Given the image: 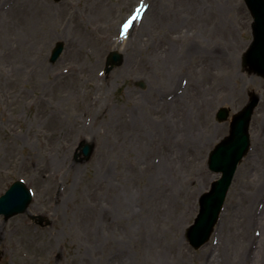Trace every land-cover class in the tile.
Returning a JSON list of instances; mask_svg holds the SVG:
<instances>
[{
    "label": "rangeland",
    "instance_id": "rangeland-1",
    "mask_svg": "<svg viewBox=\"0 0 264 264\" xmlns=\"http://www.w3.org/2000/svg\"><path fill=\"white\" fill-rule=\"evenodd\" d=\"M28 2L0 0V197L18 180L33 192L26 213L0 216V264H258L260 248L264 264V79L242 63L244 0H30L16 45L5 22ZM113 51L124 58L105 75ZM251 92L252 148L196 250L187 229L220 177L209 154ZM84 140L94 152L75 162Z\"/></svg>",
    "mask_w": 264,
    "mask_h": 264
},
{
    "label": "water",
    "instance_id": "water-1",
    "mask_svg": "<svg viewBox=\"0 0 264 264\" xmlns=\"http://www.w3.org/2000/svg\"><path fill=\"white\" fill-rule=\"evenodd\" d=\"M57 2L60 0H56ZM254 17L253 35L254 42L245 55L244 66H250L251 72L264 76V0H246ZM63 51V44L58 43L53 52L51 61L55 62ZM111 62H113L111 64ZM121 63L118 54L113 53L108 58L110 72ZM143 87V84L141 85ZM259 104V98L253 96L250 103L233 117L230 136L225 138L210 154L209 168L215 173H222V178L216 181L209 193L200 198V213L195 224L188 230V239L191 245L198 249L205 244L217 223L222 212L226 196L233 181L238 164L247 154L250 147L249 125L255 108ZM229 112L222 109L218 114L220 121L227 120ZM80 150L87 160L93 146L83 143ZM31 202V193L22 182H16L10 190L0 198V215L6 219L23 213Z\"/></svg>",
    "mask_w": 264,
    "mask_h": 264
},
{
    "label": "bare ground",
    "instance_id": "bare-ground-1",
    "mask_svg": "<svg viewBox=\"0 0 264 264\" xmlns=\"http://www.w3.org/2000/svg\"><path fill=\"white\" fill-rule=\"evenodd\" d=\"M9 1H12V0H9ZM24 9L23 10H21L20 12V14L19 15H15V14H10V15H8V21L7 22H5V23H7L8 24V26L10 27H12V28H14L15 29V31L14 32H12V34H11V36H12V41L16 44V45H19L20 43H22L23 42V39L24 38H28V36L30 35V33H31V30H32V27H33V20H31V19H28V17H31L32 15H31V13H30V8H31V6H30V0H29V2L28 3H26L25 5H24ZM33 14V13H32ZM173 24H174V22H173ZM174 27V26H173ZM197 50H199V48L195 45V44H193L192 46H191V48H190V52H195V51H197ZM171 51H173L172 50V48L171 47H168L167 48V52H166V58H165V64H166V66L167 65H173V64H175L176 63V61L174 60V58L172 57V53H171ZM128 62H129V59H127L126 58V64H128ZM169 68V67H168ZM68 71H70L69 72V74H71V72H72V68H70L69 67V69H68ZM74 71V70H73ZM68 74V75H69ZM100 98L101 97H98L97 99L98 100H100ZM128 206L129 207H131L132 206V203L131 202H129L128 203ZM109 213L108 212H106L105 213V216H107ZM104 216V217H105ZM244 224H245V222H244ZM243 224V225H244ZM264 228V227H263ZM264 233V232H263ZM29 237H26V241L28 242V244L30 245V246H33V244H32V241H34V239L31 241V242H29ZM153 248H158V246H153ZM158 250V249H157ZM156 250V251H157ZM263 250H264V248H263ZM32 254L35 256L36 255V253L33 251L32 252ZM260 255H262L261 254V248H260V250H259V254H258V264H261V260H260ZM38 256V255H37Z\"/></svg>",
    "mask_w": 264,
    "mask_h": 264
}]
</instances>
